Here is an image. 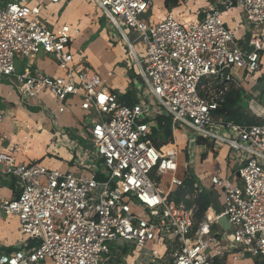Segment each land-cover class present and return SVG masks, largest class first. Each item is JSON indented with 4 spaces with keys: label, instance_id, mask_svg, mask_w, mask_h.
Instances as JSON below:
<instances>
[{
    "label": "built area",
    "instance_id": "1",
    "mask_svg": "<svg viewBox=\"0 0 264 264\" xmlns=\"http://www.w3.org/2000/svg\"><path fill=\"white\" fill-rule=\"evenodd\" d=\"M31 1L0 4V76L12 77L26 98L50 92L58 103L54 119L69 109V98L78 97L85 138L83 144L70 142L75 156L65 171L37 159L18 162L17 144L7 150L0 145V188L12 192L0 195V215L14 216L21 232L12 250L0 244V264H126L136 248L147 250V264H227L230 254L235 262L252 258L264 264V108L256 98L247 102L258 123L213 114L231 86L232 68H261L264 0H218L199 18L182 22L168 12L155 23L139 20L154 0H93L136 68L131 104L99 87L105 79L88 65L75 69L68 46L78 30L48 25L51 14L41 18L43 9L61 0L30 6ZM234 5L243 17L228 27L221 14ZM130 30L137 33L140 52ZM241 30L248 35L239 37ZM40 53L51 55L63 74L16 70L18 58ZM160 116L171 119L173 133L185 132L183 177L177 176L181 149L174 135L173 145L155 143ZM2 121L0 111V140ZM58 131L67 136L62 127ZM198 139L225 144L238 158L235 174L222 175L217 167L208 176V190L222 196L215 217L208 214L211 205L197 218L195 193L184 190ZM164 175L170 176L166 187L160 184ZM194 187L196 193L206 189Z\"/></svg>",
    "mask_w": 264,
    "mask_h": 264
},
{
    "label": "crops",
    "instance_id": "2",
    "mask_svg": "<svg viewBox=\"0 0 264 264\" xmlns=\"http://www.w3.org/2000/svg\"><path fill=\"white\" fill-rule=\"evenodd\" d=\"M62 1L63 0L59 3L51 4L58 10L54 25L65 23L68 24L72 30H78L76 33H71V41L68 46V51L73 57L72 64L75 69L80 70L83 66L88 65L101 79H105V84L101 82L99 87L103 85L106 86L109 90L115 92L119 99L125 103L126 99L124 96L127 92L131 91L130 98L135 100L137 95L135 89L136 83L134 81L136 68L126 58L125 52L123 53L124 44L119 34L113 28L111 29L107 23L103 26L98 25V32L94 30L93 26H90V22L93 18L98 19L95 13H91L89 16L91 9L90 4L84 2L82 6H80V2H78L67 11L69 3L66 2L62 5ZM161 1L164 8L161 15L162 17L169 11L166 12L164 0ZM189 1L191 3L195 1L192 5H194L196 9H202L203 11L208 10L210 5H215L218 2V0ZM63 10H65L64 13ZM66 11L68 13H66ZM221 15L224 16V18H222L224 19L225 25L228 27L237 25L234 24L235 20L241 23L243 17L242 9L238 5H234L230 9L222 11ZM100 19L105 22L103 15L98 21H100ZM73 25L76 27H73ZM90 28L91 30H89ZM87 30H89L88 34L84 35ZM129 32L135 35L133 40H138L137 33L134 30H130ZM244 33L246 32L244 31ZM109 43H112L114 46H112V50L105 54L104 58L102 57L104 56L103 53L97 55L94 52L98 46H106ZM260 63L261 68L255 73H249L236 68L231 69L233 78L230 85H232L231 87L236 89V91L239 90L240 96L238 102L246 111L247 102L250 98H256L258 100V105L264 108V104L261 102V96L264 92V53L261 54ZM15 66L16 70L20 72L38 70L51 76L63 74V71L58 68L53 57L44 53H40L30 60L18 58L15 62ZM67 103L69 104V109L60 113L58 117L54 119L52 111L57 110L58 103L50 92L38 91L35 96L26 98L20 93L15 84L0 78V111L3 114L1 134L2 136L5 135V137L3 136L1 138L0 145L4 150H7L14 144H17L18 149L14 154V158L18 162H28L37 159L49 168H57L63 171L69 170L72 168L71 161L75 156L72 150L73 148L70 147V142L71 145L84 143L85 121L83 119L84 111L80 108L79 98L76 96L69 98ZM244 103L245 106L243 105ZM71 106H74L76 109H71ZM58 127H62L66 131V137L63 136L61 138ZM176 131L181 132V130ZM181 133L183 140L181 144L179 143L180 145L177 142L175 131L173 133L177 147L180 149H182V147L184 148L187 144L185 132ZM206 142L207 141L203 140L199 142V146H196L195 156L191 160L192 164H190V170L194 183L206 188L202 192L208 194L209 206L212 205L208 211L212 209L213 212H218L220 211L221 204H216V202L220 195L215 190H208L207 187H209L210 184L208 176L210 173L214 172V169L217 167L220 169L222 175L235 174L238 168V158L225 144L213 142L207 144ZM208 153H212V156H207ZM218 157H220L221 162L217 161ZM203 160L206 164L203 169H199V174H197L192 168L197 165L199 161L203 162ZM220 163L226 164L221 165ZM203 164L204 163H202V166ZM3 187L10 191L11 194L9 196H11L12 192L10 188L8 186ZM19 237H21V232ZM4 239L0 237V242L3 245L2 248L6 247ZM139 263L144 264L142 261Z\"/></svg>",
    "mask_w": 264,
    "mask_h": 264
},
{
    "label": "rangeland",
    "instance_id": "3",
    "mask_svg": "<svg viewBox=\"0 0 264 264\" xmlns=\"http://www.w3.org/2000/svg\"><path fill=\"white\" fill-rule=\"evenodd\" d=\"M3 1L4 0H0V4ZM47 2H48V0H32L31 2L28 3V5H30V6L31 5H42L43 3H47ZM66 2L69 3V7H68L67 11L70 9L71 6L77 4L78 2H80L79 3L80 6H82V4L85 2L86 4H90L91 5L90 6L91 9H90V12H89V16H90L91 13H95L97 15L98 19L102 17L101 10L97 7V5L94 3L93 0H63L62 1V5H64ZM161 2H162L161 0H154L153 4H152V8L151 9L148 8L145 12H143L139 16V20L142 21V22H145V23H155V22H157L161 18V15H162V13L164 11V8H163V5L161 4ZM194 2L195 1H192L193 4H194ZM192 3L189 0H181L179 2V4H177V5H171L168 8L166 7V12L169 11L172 14L175 13L174 15H176L178 18H180L182 20V22H185L186 19L189 20L191 18H195V19L199 18L203 14L202 9H196L194 7V5H192ZM67 11H66V13H68ZM57 12H58V10H56L53 5H49L47 9H43L42 10L41 18L45 19L48 14H51L49 16V19L47 20V22H48V25H54V22L57 19V17H56ZM64 12H65V10H63V13ZM59 14H60V12H59ZM222 17L224 18L223 15H222ZM98 19L93 18L92 21L90 22V26L91 27L93 26L94 30H96L97 32L99 30V26L100 25L103 26L106 23V22L102 21L101 19H100V21H98ZM74 23H77V22H74ZM234 24L238 25L239 22L237 20H235ZM74 25H73V27H76ZM106 29H107V27H106ZM89 30H91V28ZM89 30H87L84 33V35H87ZM243 33H244V31L241 30L238 33V36L240 37ZM129 37H130V39L133 40L135 35H132L131 32H129ZM134 44H135V48L137 49V51L140 52L141 51L140 50V46H141L140 41L139 40H136V41L134 40ZM112 46H114L112 43H109L106 46H98L94 50V52L97 55L103 53L104 56H102V55L101 56L104 58L105 54L107 52H109L110 50H112V48H113ZM124 52H126L125 47H124L123 53ZM18 72H20V71H18ZM0 78L1 79H6V80L12 82L13 84H16V81L12 77L0 76ZM231 86L224 92V95L230 89L232 91H236V89H234ZM211 87H215L213 90H216L218 88L217 85H213ZM224 95H223V97H224ZM261 102L264 104V92L262 93V96H261ZM243 105L245 106V103ZM71 109L75 110L76 108L74 106H71ZM181 132H184V131L181 130ZM177 139H178V141L182 142V140H183L182 135L178 136ZM184 139H185V136H184ZM155 142L156 143H162V142H165V139H164L163 136L157 135V137L155 138ZM206 143L209 144L210 142H206ZM186 148H187V145H185L184 148L182 147L181 151L178 154L179 169H178V172H177V176H179V177H183L184 174L186 173V169H185V167H183V164H182L183 160H185V159L187 160L188 159L187 151L185 150ZM207 156L211 157L212 153H208ZM217 159H218L217 161L221 162L220 157H218ZM202 163H204L203 166H202ZM191 164H192V162H191ZM205 164L206 163H205L204 160H203V162L199 161V163L197 165H195L192 169L197 174H199V169H203ZM225 164L226 163L221 164V165H225ZM169 178H170L169 175H164L160 179V184L163 187H166V184L169 182ZM209 186H210V184H209ZM215 191H217L218 194L220 195L219 198L217 199L216 204H218V203L222 204V196H221L220 192L216 188H215ZM10 194H11L10 191L7 190V189H4V187L2 189H0V195L9 196ZM0 216H1L0 217V234H1L0 237H2V239L7 238V239H4L5 240L4 244L6 245V247H4V248H14L13 245H15V243L17 244V242L19 241V235H20L16 219L12 215L1 214ZM196 217H197V213H196ZM0 244H1V246H3L1 242H0ZM158 250H159V253L164 252V249L162 247L158 248ZM125 253L126 252H121V254H119V256H118L119 260H123V257L125 256L124 255ZM146 253H147V250H139V249L136 248V249H134L132 252H130L128 254V256L125 259V262H126V264H137V263L142 261L144 264H147L148 258H147ZM231 255L232 254H230L229 257L227 258L228 264H253L252 262H254L252 258H248V259H245V260H240L239 262H235V261L232 260ZM48 262H49V260H46V262L43 263V264H47Z\"/></svg>",
    "mask_w": 264,
    "mask_h": 264
},
{
    "label": "trees",
    "instance_id": "4",
    "mask_svg": "<svg viewBox=\"0 0 264 264\" xmlns=\"http://www.w3.org/2000/svg\"><path fill=\"white\" fill-rule=\"evenodd\" d=\"M181 0H164L165 7H170L171 5L179 4ZM231 90V89H230ZM228 91L223 97V100L219 103L217 108L213 110V114L217 116H222L225 119L233 120L235 122H246V123H258L260 119L255 117L250 112L244 110L242 106L239 104V96L240 92L238 91ZM131 91L125 94L126 103L131 104L136 101L130 98ZM130 98V99H129ZM163 121V123H162ZM159 130H155L154 135L163 136L166 144L173 145V130L171 128V119L169 117H158ZM202 139H198V143L202 142ZM156 143V142H155ZM161 143H156L159 145ZM184 190L195 193L194 202L197 206V217L201 218L204 212L207 210L209 206V197L207 193L200 192L196 193V188L194 187V180L192 176V172L188 170V176L185 178ZM5 251H10L13 248H2ZM257 264V263H255Z\"/></svg>",
    "mask_w": 264,
    "mask_h": 264
},
{
    "label": "bare ground",
    "instance_id": "5",
    "mask_svg": "<svg viewBox=\"0 0 264 264\" xmlns=\"http://www.w3.org/2000/svg\"><path fill=\"white\" fill-rule=\"evenodd\" d=\"M175 134H176L177 137H178V136H181L182 133H181L180 131H175ZM177 142L180 143V144L182 143V142L178 141V139H177ZM173 144H174V143H173ZM208 214L211 215V216H213V217H215V213L213 212L212 209H210V210L208 211Z\"/></svg>",
    "mask_w": 264,
    "mask_h": 264
},
{
    "label": "water",
    "instance_id": "6",
    "mask_svg": "<svg viewBox=\"0 0 264 264\" xmlns=\"http://www.w3.org/2000/svg\"><path fill=\"white\" fill-rule=\"evenodd\" d=\"M218 222L224 227V228H227L228 227V224L226 222V218L225 217H221Z\"/></svg>",
    "mask_w": 264,
    "mask_h": 264
}]
</instances>
